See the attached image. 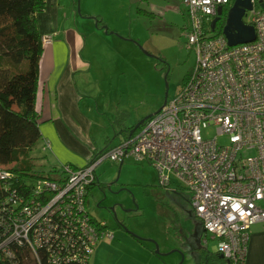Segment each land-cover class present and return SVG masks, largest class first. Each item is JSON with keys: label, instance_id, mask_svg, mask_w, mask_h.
Masks as SVG:
<instances>
[{"label": "built area", "instance_id": "2783aa9c", "mask_svg": "<svg viewBox=\"0 0 264 264\" xmlns=\"http://www.w3.org/2000/svg\"><path fill=\"white\" fill-rule=\"evenodd\" d=\"M233 1L183 0L195 62L182 89L137 132L85 166L63 164L25 194L13 192L0 212V259L12 260L25 246L38 264H90L99 240L114 235L87 210L96 168L131 157L152 164L161 186L189 192L202 243L215 240L225 264H246L250 228L264 223V0H252L244 20L256 38L231 46L212 21ZM51 38L43 35L42 42ZM210 127L213 136L205 133ZM8 174L0 170L1 178Z\"/></svg>", "mask_w": 264, "mask_h": 264}, {"label": "rangeland", "instance_id": "374dc122", "mask_svg": "<svg viewBox=\"0 0 264 264\" xmlns=\"http://www.w3.org/2000/svg\"><path fill=\"white\" fill-rule=\"evenodd\" d=\"M139 7L154 14L139 13ZM59 10L66 27L84 32L90 23L98 27L99 19L105 33L108 30L110 37L123 40L117 58L107 53L109 73L114 72L112 62L117 59L122 66L123 94L119 95L125 101L129 98L128 105L135 106L136 112H146L143 117L159 110L166 94L171 99L182 89L195 62L184 34L188 21L183 0H60ZM205 133L213 136L214 128ZM39 143L30 152L32 171L47 174L60 165ZM96 175L98 183L86 198L87 210L104 221L115 238L99 240L90 264H201V251L190 237L198 219L175 207L178 202L183 210L190 205L186 189L175 194L159 187L157 169L133 158L122 165L107 159L96 168ZM111 209L130 232L120 227ZM202 247L212 252L215 240Z\"/></svg>", "mask_w": 264, "mask_h": 264}, {"label": "crops", "instance_id": "0c3cea01", "mask_svg": "<svg viewBox=\"0 0 264 264\" xmlns=\"http://www.w3.org/2000/svg\"><path fill=\"white\" fill-rule=\"evenodd\" d=\"M59 8L60 0H47L46 9L37 15L42 35H52L50 42L43 43L40 58L36 97L42 133L39 147L50 152L58 165L67 163L77 167L120 143L131 134L132 127L155 112L143 117L146 112H136L135 106L128 105L131 100L125 101L119 95L123 94L119 74L122 66L117 59L112 62L114 72L109 73L107 53L117 58L123 40L110 37L111 32L105 33L93 23L84 32L66 27ZM159 187L175 194L183 189L160 184ZM178 204L177 208L183 212V204ZM188 208L191 210L190 205ZM138 239L142 244V239ZM210 253L217 252L214 248ZM246 264H264V223L250 228Z\"/></svg>", "mask_w": 264, "mask_h": 264}, {"label": "trees", "instance_id": "16d2710c", "mask_svg": "<svg viewBox=\"0 0 264 264\" xmlns=\"http://www.w3.org/2000/svg\"><path fill=\"white\" fill-rule=\"evenodd\" d=\"M46 7L47 0H0V170L9 173L5 178L0 177V212L8 207L5 200L13 192L25 194L35 180L44 175L32 171L34 158L30 152L42 138L36 97L43 35L37 15ZM137 12L154 14L140 7ZM226 15L224 10L218 21L219 32L225 25ZM97 22L102 27L99 19ZM146 120L132 127L130 135L137 132ZM60 168H53L51 172ZM199 249L201 264L225 262L220 254L210 253L203 247ZM0 264L38 263L30 249L24 246L16 248L12 260L0 259Z\"/></svg>", "mask_w": 264, "mask_h": 264}, {"label": "water", "instance_id": "95a60500", "mask_svg": "<svg viewBox=\"0 0 264 264\" xmlns=\"http://www.w3.org/2000/svg\"><path fill=\"white\" fill-rule=\"evenodd\" d=\"M261 6L264 8V2L261 3ZM252 8H253L252 0H234L232 5L228 9L225 25L222 29V32L227 38L229 45L232 46V45L250 42L256 38V31L254 26L244 21V16L246 15V11L251 10ZM222 13H223V7L220 6L218 10V16L215 17V19L212 21L213 30L215 29L216 23L220 19ZM166 100H167V94H166ZM166 100L164 104L166 103ZM152 115L153 114L149 115L145 119H148ZM145 119L141 121H144ZM111 210L113 211L114 217L116 221L119 223L120 227L130 232L126 227V224L118 219L114 209ZM192 236L197 237L198 248H202L201 233H200V229H198V225L195 227L190 237ZM155 252L157 253L159 252L158 248L156 249Z\"/></svg>", "mask_w": 264, "mask_h": 264}, {"label": "flooded vegetation", "instance_id": "af4514ba", "mask_svg": "<svg viewBox=\"0 0 264 264\" xmlns=\"http://www.w3.org/2000/svg\"><path fill=\"white\" fill-rule=\"evenodd\" d=\"M257 1H260V0H257ZM261 3H263L262 1H260V5H261ZM223 13H224V9H223ZM223 13H222V15H223ZM222 15H221V17H222ZM220 17V18H221ZM219 21V20H218ZM217 24H218V22L216 23V26H217ZM175 207H176V209H178L177 208V205H175ZM179 211V210H178ZM178 211H177V213H178ZM182 211H183V213H184V211H185V213H186V215H190V216H194V214L192 213V211L189 209V208H185V210H183L182 209ZM123 223H125V220H123L122 221ZM198 222V229H200V233L202 234V232H203V227H202V225H201V223H200V221L198 220L197 221ZM191 243L193 244V246H194V248H198V243H197V237L196 236H192L191 237Z\"/></svg>", "mask_w": 264, "mask_h": 264}]
</instances>
